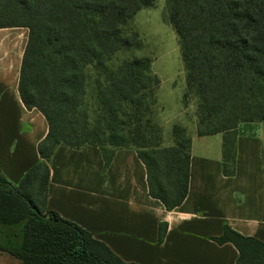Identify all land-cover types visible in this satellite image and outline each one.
<instances>
[{"label": "trees", "instance_id": "16d2710c", "mask_svg": "<svg viewBox=\"0 0 264 264\" xmlns=\"http://www.w3.org/2000/svg\"><path fill=\"white\" fill-rule=\"evenodd\" d=\"M153 2L0 0V29L28 30L19 97L47 123L37 147L40 161L20 182L11 183L0 171V225L24 223L21 244L5 250L22 264H136L122 261L92 233L46 208L48 161L59 146L97 147L105 167L116 150L133 148L145 166L151 198L172 211L187 197L191 138L176 125L169 146L145 134L147 92L156 79L144 61L106 66L127 46L122 28ZM166 19L179 39L187 91L199 100L196 135L224 134L221 172L233 177L239 126L264 123V0H166ZM88 66L96 73L94 119L84 108ZM126 123L132 128L126 130ZM167 227L158 226L159 245ZM208 240L231 244L235 264H264V243L227 224Z\"/></svg>", "mask_w": 264, "mask_h": 264}, {"label": "crops", "instance_id": "0c3cea01", "mask_svg": "<svg viewBox=\"0 0 264 264\" xmlns=\"http://www.w3.org/2000/svg\"><path fill=\"white\" fill-rule=\"evenodd\" d=\"M27 37L25 28L0 29V171L15 185L40 161L37 147L47 134L44 117L27 110L18 93ZM258 127L238 132L233 177L221 172L224 134L212 135H219L216 155H207L206 144L196 146L212 136L192 134L188 194L172 211L149 196L146 169L133 148L116 150L105 167L97 147L59 146L48 161L46 208L92 233L126 263L235 264L231 244L208 238L227 224L264 243V131ZM160 223L168 227L159 245Z\"/></svg>", "mask_w": 264, "mask_h": 264}, {"label": "rangeland", "instance_id": "374dc122", "mask_svg": "<svg viewBox=\"0 0 264 264\" xmlns=\"http://www.w3.org/2000/svg\"><path fill=\"white\" fill-rule=\"evenodd\" d=\"M121 32L127 40V46L116 53L106 66L116 67L126 60L144 61L147 74L156 79L147 92L148 110L143 118L145 134L150 139L157 138L161 146H169L174 144L173 127L176 125L184 130L185 136L191 138L196 132L199 100L194 93L187 91L179 39L166 19V0H154L151 7L141 9L128 21ZM94 70L92 66L86 69L84 108L91 119H94L98 112ZM125 112L129 114L130 107H127ZM126 119L124 118L125 121ZM255 124L257 125L241 124L238 132H248L249 127L256 126H260L258 128L264 131V123ZM126 126V130L132 128L128 123ZM252 131V133L258 132L256 129ZM218 136L201 139L196 146L201 147L206 144L209 147L207 155H216ZM23 225L24 223L3 227L5 231L0 233V251L5 253L6 259L4 261L0 259V264H22L5 248L21 244Z\"/></svg>", "mask_w": 264, "mask_h": 264}]
</instances>
